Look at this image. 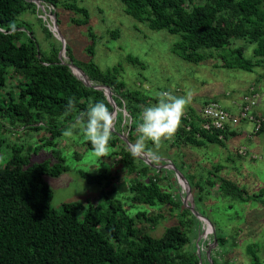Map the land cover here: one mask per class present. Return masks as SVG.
I'll return each mask as SVG.
<instances>
[{
	"label": "trees",
	"instance_id": "1",
	"mask_svg": "<svg viewBox=\"0 0 264 264\" xmlns=\"http://www.w3.org/2000/svg\"><path fill=\"white\" fill-rule=\"evenodd\" d=\"M37 1L51 5L53 13L59 4V0H0V130L7 125L17 131L35 132L36 136L30 135L29 139L37 137L36 144L26 147L28 154L14 146H10V153L4 154L7 139L0 134V264H202L203 251H200L211 237L200 239L199 251L196 246L189 248V233L197 230L199 221L189 206H183L172 187L162 184L168 169L163 166L164 160L157 157L150 164L142 159L136 163L131 150L124 146L139 137L144 109L138 103L140 89L127 87L116 66L102 70L93 60L76 58L69 44L64 46L68 56L64 60L59 57L62 47L59 41H48V47L43 48L34 30L19 19L25 11H37ZM120 1L127 14L149 28L177 34L173 51L187 61L214 58L219 67L247 71L264 61V0ZM64 6L82 11L84 18L73 19L76 24L87 22L86 9L70 1ZM54 14L60 23L58 13ZM10 25H15L14 32ZM42 25L47 37H53L52 30ZM112 31L116 36L118 31ZM250 47L252 54L248 55ZM93 50L92 43L88 51ZM129 59L141 64L135 56ZM69 63L79 68V78ZM10 77L14 80L12 86L8 84ZM124 98L129 101L125 108L133 120L131 135L126 141L113 130L109 148L118 157L123 171L130 174L129 182L119 176L114 180L111 176L114 171L102 163L95 172L79 169L87 181L98 183L103 194L107 192L113 197L82 208L77 201L64 202L60 210L55 209L51 205L53 190L44 175L57 176L68 170L63 149L67 137L63 131L75 125L69 138L91 151L76 116L96 102L105 103L112 112L114 104L121 106ZM69 99L74 100L75 109L65 116ZM209 101L215 100L205 98L203 105ZM202 107L196 118H201ZM252 114L254 118L264 117V113L256 110ZM193 118L189 112L183 115L175 135L194 146L207 142L224 144L237 131L206 130L200 127L201 119L198 123ZM187 125L189 130L185 128ZM263 130L264 123L259 132ZM147 142L155 148L151 141ZM43 147L50 148L46 152L54 162L31 161V154H37ZM72 155L80 160L84 153L76 149ZM221 168L215 165L210 173L220 180L222 195L241 202H264V187L248 192L229 178L219 177ZM194 179V176L187 179L193 204L201 200L203 190L201 180ZM127 193L129 202L124 203L120 197ZM144 205L154 210L140 208ZM131 206L136 209L134 214L129 212ZM165 208L178 210L177 220L166 226L161 235L154 236L150 229L165 218ZM215 236L219 246L225 239ZM211 261L216 264V255L211 256ZM251 264H260L255 255Z\"/></svg>",
	"mask_w": 264,
	"mask_h": 264
},
{
	"label": "rangeland",
	"instance_id": "2",
	"mask_svg": "<svg viewBox=\"0 0 264 264\" xmlns=\"http://www.w3.org/2000/svg\"><path fill=\"white\" fill-rule=\"evenodd\" d=\"M67 1L74 2L78 7L88 11L86 23H75L73 19H82L84 14L82 11L67 9L64 6ZM37 7V11H25L19 19L34 30L43 48L48 47V41L60 42L62 47L59 56L68 59L67 54L64 53V46L69 44L78 59L93 60L102 70L116 66L119 69V78L127 87L140 89L138 103L142 104L141 107L146 108L156 104L157 94L161 91H168L175 96H184L191 91L192 101L186 107L184 115L189 112L197 116L205 98H214L221 106L229 108V111L231 109L232 112H237L245 99L244 95L255 93L256 90V98L251 107L252 110L263 112L261 110L264 109V61L254 66L251 71L219 67L214 58L203 62L187 61L173 51V44L179 38L177 34H171L165 29L149 28L145 22H140L127 14L120 0H59L54 10L58 13L60 23H57L51 5L39 3ZM39 16L44 21L42 23L52 30L53 37H47L38 19ZM112 30L118 31L116 36L112 35L114 32ZM92 43L93 53L88 51ZM247 54H252L251 47ZM133 56L137 57L141 64L129 59ZM13 83V77H10L9 86ZM124 100L121 106L114 104L112 112L116 119L113 130L117 135L128 140L133 120L130 119L131 114L125 108V104L128 105L129 101L127 98ZM251 128V122L243 123L234 135H229L224 145L207 142L204 146H194L176 135L171 140L163 141L158 150L147 142L148 147L146 145L144 153L148 154L151 161L152 152H155L156 156L165 163L172 161V167L165 169L162 184L172 187L183 206L194 207V211L191 207L190 211L197 217L199 223L197 230L189 233L191 238L189 248L196 246V251H199L200 239L208 238V235L211 237L203 247L204 250L200 251H203L202 264H213L211 256L215 255L216 264H251L254 255L260 264H264V202H241L228 195H222L220 180L215 178V174L210 173L215 165H221L222 168L217 174L229 178L248 192H257L264 187V133L248 136L246 131ZM0 134L5 136L7 139L5 145L9 147H4V154L9 152L10 146L19 148L23 154H28L26 147L37 142V137L28 138L30 135L36 136L35 132L17 131L12 127L8 128L7 125L0 130ZM137 139L134 140L133 145ZM63 144H65L63 149L68 170L62 171L57 176L44 175V179L53 190L51 205L55 209L60 210L64 202L77 201L82 208L88 203H102L113 197L107 192L103 194L101 192L103 187L98 183L87 181L77 171L79 169L95 172L99 163H102L114 171L111 175L114 180L119 176L129 182L130 174L123 171L120 161L117 160L118 157L112 155V151L109 156L99 159L94 155L93 150H87L82 145L74 143L69 137ZM124 146L131 150L127 142ZM241 148H245L246 153H239ZM49 149L43 147L37 154H31V161L50 159L54 162L55 159L51 158L50 154L47 155L46 151ZM76 149L84 153L80 160L72 155L73 150ZM141 159L146 164L149 162L143 154L134 156L136 163ZM175 168L187 179L194 176V180H201L203 190L200 193L202 196L200 201L193 204L188 181L183 176L186 185L183 179L176 177ZM209 178H212L211 182ZM180 179L186 188L180 185ZM120 198L125 203L128 193ZM140 208L154 210V207L145 205ZM135 211L134 206H131L129 212L134 214ZM163 212L165 218L156 227L150 229L154 236L161 235L166 226L177 220L178 210L165 208ZM215 235L221 237L219 239H225L219 246Z\"/></svg>",
	"mask_w": 264,
	"mask_h": 264
},
{
	"label": "clouds",
	"instance_id": "3",
	"mask_svg": "<svg viewBox=\"0 0 264 264\" xmlns=\"http://www.w3.org/2000/svg\"><path fill=\"white\" fill-rule=\"evenodd\" d=\"M39 4V2H37ZM37 4V5H38ZM14 32L15 25H10ZM157 103L143 109L141 122L138 127L139 137L132 145L133 156H139L146 150V142L151 141L158 150L163 141L171 140L178 131L186 107L192 101V93L188 91L184 96H175L168 91H161L157 94ZM75 109L73 99L67 101L65 116L71 114ZM115 114L110 112L103 102H96L86 112L76 116V123L81 124L84 137L92 146L94 155L97 158L110 155L109 141L115 122ZM75 125L63 131L65 137H71ZM156 159V153H151Z\"/></svg>",
	"mask_w": 264,
	"mask_h": 264
},
{
	"label": "built area",
	"instance_id": "4",
	"mask_svg": "<svg viewBox=\"0 0 264 264\" xmlns=\"http://www.w3.org/2000/svg\"><path fill=\"white\" fill-rule=\"evenodd\" d=\"M59 57L61 58V60H64L61 57V55ZM75 71L76 70H74V73ZM78 74H79V71H78ZM79 76L80 75H77L78 78ZM103 90H104V93L107 95V97H109L108 89L103 87ZM254 98H256L255 93H250L246 95L242 105L239 107L237 112H232L231 110L229 111L228 108L221 106L216 101H209L202 107L200 127L206 130H229L230 131V130H238V128L245 122H251L252 128L249 131H246L248 133V136L250 134L258 133L261 127L263 126L264 117L263 116H261L260 118L253 117L251 106L254 104ZM185 128L189 130L190 126L187 125ZM219 137L223 138V134L220 133ZM129 146H131L132 148V145H129ZM243 152L246 153L245 148L239 149V153L242 154ZM143 156H145L146 160H148L149 162L151 161V159L148 157V154L143 153ZM163 166H165L166 168L172 167V161H168L166 163L164 161ZM181 179L179 180V182L181 183L180 185H183L181 182L182 181ZM183 182L187 185L184 179H183ZM186 185L185 186L183 185L184 188H186Z\"/></svg>",
	"mask_w": 264,
	"mask_h": 264
},
{
	"label": "water",
	"instance_id": "5",
	"mask_svg": "<svg viewBox=\"0 0 264 264\" xmlns=\"http://www.w3.org/2000/svg\"><path fill=\"white\" fill-rule=\"evenodd\" d=\"M38 2V1H37ZM69 65V67H71V68H73L74 70H76L75 72L78 74V71H79V68H77V66H75L74 64H72V63H69L68 64ZM76 74V75H77ZM109 94V97H110V93H108ZM126 141H127V139H126ZM127 143L128 144H131L129 141H127ZM176 171H177V175H176ZM174 172H175V175H176V177H180V178H183V176L181 175V173H178L179 171H178V169L177 168H175V170H174ZM186 206H188V205H186ZM191 207V209L194 211V207L193 206H189V208ZM195 213V212H194ZM197 213V212H196ZM195 213V214H196ZM207 256H208V254H207Z\"/></svg>",
	"mask_w": 264,
	"mask_h": 264
},
{
	"label": "crops",
	"instance_id": "6",
	"mask_svg": "<svg viewBox=\"0 0 264 264\" xmlns=\"http://www.w3.org/2000/svg\"><path fill=\"white\" fill-rule=\"evenodd\" d=\"M261 92V91H260ZM229 109V108H228ZM234 109H236V108H234ZM231 110V109H230ZM257 111V110H256ZM261 111H263V112H261V113H264V109L262 108V110ZM260 113V112H259ZM199 115H200V113H199ZM200 119L201 118H199V121H200ZM193 120H198V118H196V116H194V118H193ZM199 121H198V123H199ZM261 132H263L264 133V130L263 131H261ZM261 132H259V133H261ZM229 137V136H228ZM228 137L225 139V142H224V144H226V141H227V139H228ZM224 144H222V145H224ZM202 146H204V145H202ZM229 158V157H228ZM218 175V174H217ZM219 177L221 176V177H225V176H222V175H218ZM215 178H218L217 176H215ZM227 178V177H226Z\"/></svg>",
	"mask_w": 264,
	"mask_h": 264
},
{
	"label": "bare ground",
	"instance_id": "7",
	"mask_svg": "<svg viewBox=\"0 0 264 264\" xmlns=\"http://www.w3.org/2000/svg\"><path fill=\"white\" fill-rule=\"evenodd\" d=\"M76 73V72H75ZM77 74V73H76ZM77 75H79V74H77Z\"/></svg>",
	"mask_w": 264,
	"mask_h": 264
}]
</instances>
